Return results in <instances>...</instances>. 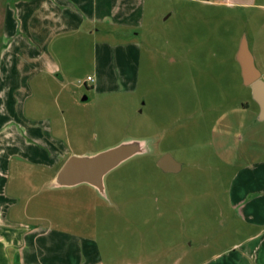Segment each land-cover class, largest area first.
I'll use <instances>...</instances> for the list:
<instances>
[{"label":"rangeland","instance_id":"374dc122","mask_svg":"<svg viewBox=\"0 0 264 264\" xmlns=\"http://www.w3.org/2000/svg\"><path fill=\"white\" fill-rule=\"evenodd\" d=\"M11 3L0 0V64L35 1ZM94 4L113 18L50 46H64L63 81L20 59L23 90L0 88L5 221L62 232L68 253L100 264L264 259V122L236 60L246 35L264 79V0H85L86 12ZM146 139L153 152L111 172L105 196L46 184L70 156ZM39 142L58 153L51 170L32 158ZM164 154L180 173L157 167Z\"/></svg>","mask_w":264,"mask_h":264},{"label":"crops","instance_id":"0c3cea01","mask_svg":"<svg viewBox=\"0 0 264 264\" xmlns=\"http://www.w3.org/2000/svg\"><path fill=\"white\" fill-rule=\"evenodd\" d=\"M22 0H11L14 4L21 3ZM35 1L29 8L22 7L24 15L23 37L26 40L18 39L15 43L16 35H21V31H16V28H10L9 22L4 28L5 38H8L13 45L12 50L4 54L0 64V88L2 90H23L22 79L15 78V74H20L18 70V60H28L30 67H40L36 70L38 74H45L49 76L58 75L63 81L65 69L62 67L61 60H68L64 58V46H61L60 55L49 51L50 46L58 38L61 39V44H64L66 34L82 33L83 26L86 23L91 24L92 28L100 26L102 20L113 18L110 12L101 19L99 15V8L95 4L89 12H86L85 0H31ZM11 3V4H12ZM95 3V0H94ZM22 6V5H21ZM113 20V19H112ZM97 32V31H96ZM8 33L11 36H8ZM94 31L88 32L93 35ZM7 34V35H6ZM75 40V39H74ZM27 44H26V43ZM77 42V41H76ZM75 42V43H76ZM10 43V44H11ZM28 49L27 53H23L21 48ZM28 47V48H27ZM75 47H77L75 45ZM6 55V56H5ZM42 65L44 67L42 68ZM34 67V69H36ZM58 80V79H56ZM9 85H14L10 87ZM87 100V99H86ZM41 138V137H40ZM35 147L40 149L37 151L38 155L33 154L32 158L37 159V164L42 168L51 170L53 167L54 158L48 144H35ZM43 147V148H42ZM44 153V154H43ZM61 155V154H59ZM26 156V154L24 155ZM62 156V155H61ZM46 157V159H45ZM21 159V158H20ZM25 160V159H24ZM39 160V161H38ZM64 164V163H63ZM62 164V165H63ZM61 165V166H62ZM60 166V167H61ZM55 178V177H54ZM53 178V179H54ZM52 179V180H53ZM49 181L46 184L52 182ZM1 191V190H0ZM7 200L0 194V264H100L94 262L85 254L74 257L68 253L71 248L64 244V233L55 232V236H51V231L40 232L35 228L21 227L16 224H11L5 221ZM13 203H11L12 206ZM14 225V226H13ZM48 237H54L53 240L48 241ZM46 239V242L39 243L40 240ZM82 251V246H75L74 250ZM250 258L238 259L228 264H264V259L256 256L255 250L247 249Z\"/></svg>","mask_w":264,"mask_h":264},{"label":"water","instance_id":"95a60500","mask_svg":"<svg viewBox=\"0 0 264 264\" xmlns=\"http://www.w3.org/2000/svg\"><path fill=\"white\" fill-rule=\"evenodd\" d=\"M236 60L241 69L243 83L250 88L252 100L259 107L258 120L264 122V79L256 66L246 35L242 37ZM86 99L85 97L84 100ZM150 144L147 139L130 140L97 154L70 156L47 186L49 189L59 190L88 185L99 195L105 196L106 177L131 159L151 154L154 149ZM157 167L170 174H178L183 169V165L170 154L159 158Z\"/></svg>","mask_w":264,"mask_h":264},{"label":"built area","instance_id":"2783aa9c","mask_svg":"<svg viewBox=\"0 0 264 264\" xmlns=\"http://www.w3.org/2000/svg\"><path fill=\"white\" fill-rule=\"evenodd\" d=\"M93 81H94L93 78L88 77V79L84 82V84H87L88 82H93Z\"/></svg>","mask_w":264,"mask_h":264},{"label":"flooded vegetation","instance_id":"af4514ba","mask_svg":"<svg viewBox=\"0 0 264 264\" xmlns=\"http://www.w3.org/2000/svg\"><path fill=\"white\" fill-rule=\"evenodd\" d=\"M165 155V154H164Z\"/></svg>","mask_w":264,"mask_h":264}]
</instances>
